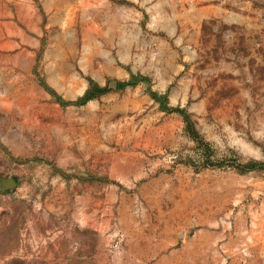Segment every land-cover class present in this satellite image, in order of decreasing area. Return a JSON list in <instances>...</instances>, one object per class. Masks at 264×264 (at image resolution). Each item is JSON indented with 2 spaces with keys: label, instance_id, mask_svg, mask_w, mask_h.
Returning <instances> with one entry per match:
<instances>
[{
  "label": "rangeland",
  "instance_id": "obj_1",
  "mask_svg": "<svg viewBox=\"0 0 264 264\" xmlns=\"http://www.w3.org/2000/svg\"><path fill=\"white\" fill-rule=\"evenodd\" d=\"M262 165L264 0H0V264H264Z\"/></svg>",
  "mask_w": 264,
  "mask_h": 264
},
{
  "label": "trees",
  "instance_id": "obj_2",
  "mask_svg": "<svg viewBox=\"0 0 264 264\" xmlns=\"http://www.w3.org/2000/svg\"><path fill=\"white\" fill-rule=\"evenodd\" d=\"M140 83H144L146 85L150 84V80L148 78H145L141 75L132 76L129 81L126 82H118L116 84L117 89L119 90H125L128 87H135ZM108 92V88L101 87L99 84L95 83L93 80H89V85L84 93L83 96L79 97L74 102H68V105H85L89 103L90 101L94 100L95 98L102 96ZM150 96L154 101L159 103V107L162 111L168 112V113H175L178 114L186 124V129L189 133L194 134V124L192 122V119L188 115L187 111L181 108H174L170 105L168 94H159L157 92H154L152 90L149 91ZM256 165H252L249 168H255ZM261 166V165H258ZM262 168H264V165H262Z\"/></svg>",
  "mask_w": 264,
  "mask_h": 264
}]
</instances>
